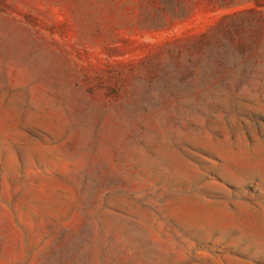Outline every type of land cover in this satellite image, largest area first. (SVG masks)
I'll return each mask as SVG.
<instances>
[{
	"label": "rangeland",
	"instance_id": "obj_1",
	"mask_svg": "<svg viewBox=\"0 0 264 264\" xmlns=\"http://www.w3.org/2000/svg\"><path fill=\"white\" fill-rule=\"evenodd\" d=\"M0 264H264V0H0Z\"/></svg>",
	"mask_w": 264,
	"mask_h": 264
}]
</instances>
